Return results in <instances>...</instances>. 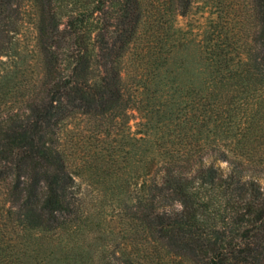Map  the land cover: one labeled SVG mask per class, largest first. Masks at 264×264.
I'll list each match as a JSON object with an SVG mask.
<instances>
[{
	"label": "trees",
	"instance_id": "16d2710c",
	"mask_svg": "<svg viewBox=\"0 0 264 264\" xmlns=\"http://www.w3.org/2000/svg\"><path fill=\"white\" fill-rule=\"evenodd\" d=\"M20 1L0 0V22ZM85 1L60 29V2L29 0L41 77L22 70V56L0 70L1 103L23 105L0 113V264H264V100L241 123L234 116L238 96L264 91V0H252L248 37L227 31L208 43L203 85L178 90L170 51L153 52L157 33L140 28L144 10L156 17L154 0ZM175 2L185 16L191 0ZM95 13L101 16L94 23ZM4 35L1 29L0 57L14 59ZM133 46L156 63L142 77L146 87L163 84L166 121L159 128L173 134H146L157 136L152 143L141 138L151 156L140 163L138 195L104 227L94 202L76 197L58 134L75 115L112 125L126 113L121 64ZM183 93L185 108L176 98ZM145 120L149 130L155 123ZM102 179L104 193L114 191L115 182Z\"/></svg>",
	"mask_w": 264,
	"mask_h": 264
},
{
	"label": "rangeland",
	"instance_id": "374dc122",
	"mask_svg": "<svg viewBox=\"0 0 264 264\" xmlns=\"http://www.w3.org/2000/svg\"><path fill=\"white\" fill-rule=\"evenodd\" d=\"M55 1L60 2L61 9L59 11L62 17L60 29H64L68 16L80 6L78 2H84V0ZM175 1L154 0L153 3L151 0H142L144 6H146V2L153 3L150 7L155 8L152 14L156 17L153 18L144 10L146 19L140 28L142 27V33L149 37L151 30L155 31L157 41L165 43L160 51L157 50L158 42L153 44V52L167 54L170 51L168 69L171 71L170 82L173 88L178 90L186 85L202 86L206 80L205 52L208 43L211 40L213 42L219 40V37L225 35L227 31H229V35L234 34L237 39L248 37V31L251 30L254 23L253 3L252 0H191L187 14L181 16L178 13L181 12V7ZM27 2L29 0H21L17 4L18 6L13 5L15 11L0 22V33L1 29L3 33H8L7 36L4 35L7 52L9 55L11 53L12 56L16 55L14 59L0 57V62L3 63H0V70L7 67L4 63L12 65L13 61H16L17 58L19 60L22 56L24 58L22 70L25 73L27 71L29 77L40 78L35 18L32 14L34 12ZM85 2H93V0ZM100 16L97 13L93 15L94 23L100 19ZM148 16L152 18L149 19ZM94 34L95 32L93 38L96 36ZM94 44H97V41ZM140 48L133 46L121 64L123 104L128 108L126 113L120 115V119H116L112 125L108 124L107 118L98 121L92 117L75 115L64 122L58 134L62 149L64 148L71 159L70 171L74 177L76 197L79 200L84 197L94 202V205L99 208L95 216L103 221L104 227L113 226L118 222L122 214L121 209L124 206L132 207L138 195L143 181L140 163L151 156L148 154L149 146L143 147L141 138L152 143L157 136L173 134L172 129L159 128V124L166 121V113H164L166 101L164 89L161 88L163 84L160 83L161 86L156 85L155 82H149L148 87L144 85L142 76L150 75L156 63L148 58H142L145 56L139 55ZM160 63L159 61L158 65ZM62 66L68 70V60L63 62ZM172 72H174L173 75ZM97 76L98 72L92 68L90 79L94 81ZM168 81L164 80L165 83ZM181 97L176 98L182 101L185 108L186 94H181ZM261 99L264 100V91L238 96V105L234 112L235 122L244 121L246 113L254 109L256 102ZM22 106V103L12 100L6 103L0 101V113L2 116H6L8 112L22 109ZM146 118H151V121L155 123V126L150 125L149 130L144 127ZM239 128L242 129V126L237 127V129ZM101 131L102 133H100ZM107 133L110 135L107 136ZM155 133L158 135L156 134L157 136L152 138L151 136ZM146 134L151 136L147 138ZM171 140H175V137ZM155 144L158 143L155 142ZM95 157L98 159L96 160ZM215 164L223 171H227L225 163ZM111 165H115L114 170L108 168ZM111 173L114 175H110ZM105 176L108 180L107 183L115 182L114 191L104 193L105 188L102 187L104 185L100 182L102 183V177Z\"/></svg>",
	"mask_w": 264,
	"mask_h": 264
}]
</instances>
